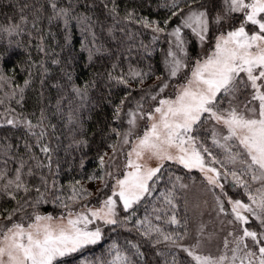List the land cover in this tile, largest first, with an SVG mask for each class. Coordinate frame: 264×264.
Wrapping results in <instances>:
<instances>
[{
	"label": "snow or ice",
	"instance_id": "snow-or-ice-1",
	"mask_svg": "<svg viewBox=\"0 0 264 264\" xmlns=\"http://www.w3.org/2000/svg\"><path fill=\"white\" fill-rule=\"evenodd\" d=\"M47 2L52 9L50 22L63 19L67 26L70 18L75 19L71 5L61 7L57 0ZM170 8V16L163 21L164 26L159 21L135 18L133 12H127L124 17L125 20H134L143 27L150 28L153 33H166L170 37L165 56L169 79L177 77L182 69L189 67L186 60L188 41L185 30H189L203 44L209 41L213 24L219 26L229 22L230 27L226 31L217 29L219 34L213 38L210 54L195 60L191 65L190 75L176 89L174 98H160L154 108L145 111L141 103L145 97L142 96L136 102L135 110L127 111L129 127L123 132L112 129L121 139L117 144L109 145L113 154L107 161V153L99 157L101 168L106 163L111 166L120 148L130 144V137L135 136V142L127 152L125 171L121 178H115L112 172H107L104 176L93 174L87 177L90 181L99 179L103 182V186L96 191L98 196H103L104 189L109 187L105 176L115 179L111 194L100 201L98 208L85 205L84 211L74 213L71 210L73 204L93 196L79 180L69 186L71 194L67 196V201L70 203L55 195V180L49 185L48 179L41 177V186H29L24 176H30L33 172L31 167L27 173L24 172L28 161L22 158L11 177L7 171H0V195L7 196L18 205L11 211L5 210L7 215L0 214L5 221L0 222V264H57L58 258L97 244L102 239V228H90L89 225H94L96 221H102L105 225H117L130 220L131 216L125 217L124 221L117 219L118 201L123 210L128 212L134 205L151 196L164 162H174L185 169H197L202 173L207 189L212 193L217 216L231 217L227 219V224L232 227V231L223 238L222 248L216 254L201 251L200 235L203 233V225L195 243L190 246L180 243L187 237V232L183 235L165 232L147 216L136 222L138 228L142 229L140 234L152 240L154 246L168 242L181 249L191 258L192 264H264V0H221V9L214 15L210 14L205 0H172ZM110 11L113 16L118 15L115 5ZM172 18H177L179 22L171 31H167ZM232 21L235 23H231ZM26 23L27 18L22 15L19 24L7 28L0 26V31L11 33ZM157 39L159 36L154 35L153 40ZM89 58L91 59V50ZM151 74L130 68L127 76H112L109 73V79L129 86V79L139 78V83L142 84L143 79ZM67 79L71 81L70 74ZM157 80L162 78L157 77ZM10 81L11 77L0 72V87ZM29 84L30 80L26 79L23 87L16 85L7 95L15 98L18 92L19 99L15 102L19 104L23 101L25 88ZM155 87H158L156 94L150 91L147 93L152 101H157L160 93L169 87V83L162 80ZM72 91L81 97L87 94L86 88L74 87ZM245 92L247 95L244 100L238 102V96ZM129 96L130 93L115 107L114 119L120 118ZM223 99L228 101L226 108L221 106ZM4 104L5 100L0 99V105ZM3 115L4 122L9 126L24 125L31 135L37 137L40 151L49 154L48 164L37 163L36 167L51 168V150L47 144H43L46 135L43 112L35 125L31 119L18 116L12 107L5 108ZM138 119L148 121L142 135L136 134ZM210 121L222 126L227 132L222 135L216 126L211 129L212 146L223 150L222 158L214 154L213 148H209L196 134ZM35 128L40 129L39 133L33 130ZM146 160L156 161L155 166H149ZM182 179L181 176L175 177L176 182ZM178 186L188 187L183 183ZM176 187L177 183H173L172 189L161 193L165 204L172 210L167 219L170 224L180 223L175 214ZM229 188L242 189L241 194L246 199L233 198L229 195ZM33 191L36 193L35 198L30 197ZM20 192L30 198L18 199ZM49 192L54 197L52 202H59L66 209V215L54 218L51 214L42 215L35 211L38 205L48 202L45 195ZM26 207H32L34 211L21 215L19 220H13ZM155 219L160 221L161 216L156 215ZM254 222H258L256 229L250 226ZM128 243V253L114 243L112 249L115 254L112 258L99 261L98 264H135L132 257H142L143 253L138 244L131 241Z\"/></svg>",
	"mask_w": 264,
	"mask_h": 264
},
{
	"label": "trees",
	"instance_id": "trees-1",
	"mask_svg": "<svg viewBox=\"0 0 264 264\" xmlns=\"http://www.w3.org/2000/svg\"><path fill=\"white\" fill-rule=\"evenodd\" d=\"M57 2L61 7L71 5L72 16L75 19L70 18L67 26L63 19L49 21L52 9L47 0H0V26L7 28L19 24L22 15L27 18V23L22 24L18 30L11 33L0 31V72L12 78L7 85L0 87V99L5 100V104L0 105V171H7L11 177L22 158L28 161L24 172L27 173L29 167L33 172L30 176H24L28 185L41 186V177L47 178L49 185L55 180V195L61 196L66 203H70L67 201V196L71 194L69 186L76 180L81 181L93 196L73 204L71 210L75 212L85 205L98 206L106 195L111 194L115 181L113 177L105 176L109 187L104 189L103 196H98L96 191L103 186V182L99 179L90 181L87 179L88 176L93 174L104 176L105 173L112 172L115 178H118L125 170L127 149L112 161L111 166L106 163L101 168L99 157L107 153L105 156L107 161L108 157L112 156V148L109 145L117 144L121 139L112 129L123 132L129 127L128 109L135 110L136 102L140 101L142 96L145 97L141 101L145 111L154 108L160 98L174 96L178 86L190 75L191 65L195 60L210 53L213 38L219 34L217 29L226 31L230 23L212 25L205 53L200 51L196 37L189 30H185L188 41L186 60L189 67L183 69L177 77L169 79L165 56L170 37L166 33H153L150 28H145L134 20H125L124 17L127 12H133L135 18L144 17L159 21L161 26H164L163 21L170 16L172 0H57ZM205 2L211 15L221 9V0ZM113 5L117 7V16H113L110 11ZM178 22L177 18H172L167 31H171ZM154 35H158L159 39L153 40ZM130 68L152 74L145 77L142 84L139 83V78L129 79V86L109 79V73L112 76L122 74L127 76ZM69 74L71 81L67 79ZM157 77L167 80L169 87L160 93L157 101H152L147 93L158 92V87L155 86L162 80L158 81ZM26 79L30 80V84L25 88L23 101L17 104L15 100L19 99V93L17 92L15 98L7 94L16 85L23 87ZM74 87L86 88V96H77L72 91ZM129 93V100L125 103L120 118L114 119L115 107ZM7 107L15 108L18 116L31 119L34 125L43 112V127L46 133L43 144H47L51 150V168L36 167L37 163L47 165L49 154L40 151V145L36 142L37 137L31 135L24 125L9 126L4 122L3 114ZM147 125L145 120L143 128ZM33 130L37 133L40 131L39 128ZM140 134L141 132L138 135ZM196 134L209 148H213L211 134L205 126ZM213 151L218 157L222 156L221 149L213 148ZM158 175L159 179L155 183L152 195L128 212L123 211L118 215L119 221H124L127 216H131L130 220L126 223L104 226L100 242L60 258L57 264H98L99 261L112 258L115 254V250L112 249L114 243L128 253L129 241L138 244L140 252L143 253L142 257L140 255L132 257L135 264H192L186 253L168 242L154 246L152 240L140 234L142 229L138 228L136 222L147 216L165 232L181 235L187 232L189 235L191 219L186 192L185 188H180L178 184L196 182L206 186V182L199 171L185 169L174 162H166ZM176 176L183 177L182 181L176 182ZM173 183H177L174 203L179 224L167 223L172 210L161 197V193H167L172 189ZM41 190L44 191L43 188ZM242 191L229 188V195L233 198L246 199L242 196ZM20 197H25V194L20 192L18 199ZM30 197H36L35 191ZM45 199L48 202L38 205L36 212L55 217L66 215V209L61 207L59 202H52L54 197L50 192L46 193ZM17 206L16 201L0 195V214L7 215L5 210L11 211ZM157 209L159 211H156ZM33 211L32 207H26L22 213H17L13 220H19L21 215H28ZM2 215L0 222H5ZM156 215L161 216L160 221L155 219ZM250 226L253 228L254 224Z\"/></svg>",
	"mask_w": 264,
	"mask_h": 264
},
{
	"label": "rangeland",
	"instance_id": "rangeland-1",
	"mask_svg": "<svg viewBox=\"0 0 264 264\" xmlns=\"http://www.w3.org/2000/svg\"><path fill=\"white\" fill-rule=\"evenodd\" d=\"M197 41L199 43L200 51L202 53H205L206 49H207L206 48V42L201 44V42L198 39H197ZM205 57L206 56H204L203 58H205ZM246 95H247L246 92L239 95L238 96V102L243 101L244 97ZM174 96H172V97L167 96V97H163V98H174ZM221 106L225 107V108L228 107L227 99H223V103ZM144 123H145V120H139L138 119L137 128H136V134L137 135L140 132H141L140 135H142L144 129L147 127L146 126L145 128H143ZM147 124H148V121H147ZM213 126H216L218 131L222 135L227 134L226 129H224L222 126L215 125V122H211V121L205 125L206 130L209 131L210 134H211V129ZM129 139H130V144L123 145L122 148H120V150L116 153L115 158L117 156H119V154L121 155V153L125 149H127V152L131 150L132 143L135 142V136H132ZM221 151H222L221 152L222 153L221 158H222L223 157V150L221 149ZM126 162H127V159H126L125 163ZM146 162L148 163L149 166H155V164H156V161H154V160H146ZM165 163L166 162H164V164ZM192 170L198 171L197 169H192ZM121 176L118 178H121ZM114 184H115V181H114ZM187 185H188V187L185 188V192H186V197H187L188 211L190 213V219H191V229H190L189 235L186 237L187 239L182 241V244H184L185 246H190V245L194 244L195 240L197 238L199 229H200L201 225H203V233L200 235L201 251H203L204 253L210 252V253L216 254L217 250L222 248L223 238L227 235V233L229 231H232V227L227 224V219H230L231 217L217 216V212L215 210V204H214L212 193L208 191L206 186H203V185L196 183V182H190ZM99 206L100 205L92 206L91 208H98ZM84 210H85V207H82L75 212H80V211H84ZM123 211L124 210H123L122 204H120L118 201V204H117L118 215ZM53 217L58 218L55 216H53ZM117 219H118V216H117ZM222 221H223V223H222ZM257 223L258 222H254L253 223L254 227L253 228L251 227V228L256 229ZM95 226L101 227L102 233H103L104 226H106V225L103 224L102 221H96L94 225H89L90 228H93ZM184 253H186V252H184ZM59 259L60 258H58V260Z\"/></svg>",
	"mask_w": 264,
	"mask_h": 264
}]
</instances>
